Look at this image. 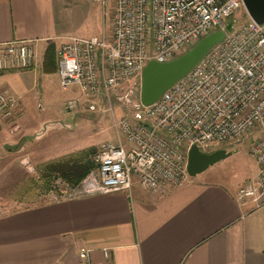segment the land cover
<instances>
[{
  "label": "built area",
  "instance_id": "obj_1",
  "mask_svg": "<svg viewBox=\"0 0 264 264\" xmlns=\"http://www.w3.org/2000/svg\"><path fill=\"white\" fill-rule=\"evenodd\" d=\"M103 2L104 0H91ZM243 7V0H112L111 30L101 36H71L56 49L58 84L80 94L64 101L75 109L82 98L119 96L140 79L149 60L166 62L183 53ZM34 41L11 40L0 48V70L29 69ZM19 96L0 91V117L9 118ZM142 112L114 116L115 143L99 149L96 169L65 196L177 187L189 180L187 158L195 144L201 151L260 132L250 144L258 173L243 184L237 199L257 204L264 196V22L250 19L226 33L183 77ZM138 106V107H139ZM80 256L87 258V251ZM87 264V263H84Z\"/></svg>",
  "mask_w": 264,
  "mask_h": 264
},
{
  "label": "crops",
  "instance_id": "obj_2",
  "mask_svg": "<svg viewBox=\"0 0 264 264\" xmlns=\"http://www.w3.org/2000/svg\"><path fill=\"white\" fill-rule=\"evenodd\" d=\"M69 5L0 0V48L14 39L34 41L33 67L0 70V91L19 96L23 116L46 107V77L56 71L44 69V53L71 37ZM219 162L177 187L134 184L0 214V264H264V196L258 204L236 196L256 179V162L249 172L216 177Z\"/></svg>",
  "mask_w": 264,
  "mask_h": 264
},
{
  "label": "rangeland",
  "instance_id": "obj_3",
  "mask_svg": "<svg viewBox=\"0 0 264 264\" xmlns=\"http://www.w3.org/2000/svg\"><path fill=\"white\" fill-rule=\"evenodd\" d=\"M102 3L70 0L64 15L66 34L81 37L108 35L112 15L110 0ZM247 19L242 7L227 22L233 21L234 30ZM140 83L141 78L129 80L119 96L111 100L82 98L75 109L67 110L64 101L80 93L74 89H61L57 72L50 73L46 77L47 91L41 99L45 108L30 109L25 116L16 110L11 117L0 118V214L65 196V186L59 179H52L55 186L45 189L48 185L46 180L40 179V167L47 161L89 147L95 149L96 157L103 144L115 143L117 133L110 109H113L116 119L124 113L136 115L142 112L139 106ZM259 135L258 131L252 132L235 142L204 151L222 148L231 152L220 161V168L212 175L218 177L249 172L255 162L250 155V144Z\"/></svg>",
  "mask_w": 264,
  "mask_h": 264
},
{
  "label": "water",
  "instance_id": "obj_4",
  "mask_svg": "<svg viewBox=\"0 0 264 264\" xmlns=\"http://www.w3.org/2000/svg\"><path fill=\"white\" fill-rule=\"evenodd\" d=\"M243 7L250 19L257 23L264 22V0H243ZM232 28L233 21L226 22L224 29L210 31L169 61L149 60L141 73L140 104L149 105L157 100L162 92L191 70L214 44L220 42L226 33L231 32ZM230 154V151L222 148L204 152L193 144L188 151V174L195 176Z\"/></svg>",
  "mask_w": 264,
  "mask_h": 264
},
{
  "label": "trees",
  "instance_id": "obj_5",
  "mask_svg": "<svg viewBox=\"0 0 264 264\" xmlns=\"http://www.w3.org/2000/svg\"><path fill=\"white\" fill-rule=\"evenodd\" d=\"M55 54L54 44H49L45 49L43 60L44 69L48 72L56 71ZM95 167H97L95 149L89 147L47 161L40 167L39 175L41 180H46V185H48L46 190L55 186L51 182L52 179H59L63 185L74 187Z\"/></svg>",
  "mask_w": 264,
  "mask_h": 264
}]
</instances>
